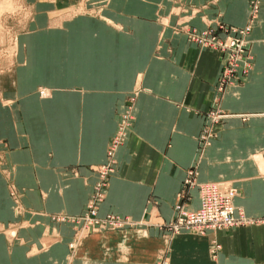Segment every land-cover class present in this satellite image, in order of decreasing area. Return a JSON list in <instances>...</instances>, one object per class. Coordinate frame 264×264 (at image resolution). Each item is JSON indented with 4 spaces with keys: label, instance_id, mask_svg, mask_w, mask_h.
I'll list each match as a JSON object with an SVG mask.
<instances>
[{
    "label": "crops",
    "instance_id": "0c3cea01",
    "mask_svg": "<svg viewBox=\"0 0 264 264\" xmlns=\"http://www.w3.org/2000/svg\"><path fill=\"white\" fill-rule=\"evenodd\" d=\"M25 3L35 12L18 37L17 66L4 73L13 86L0 83V264H264V0L248 35L252 66L222 94L227 54L175 27L245 28L250 0H108L99 16L76 12L61 23L53 15L86 0ZM128 103L98 214L132 224L71 250L75 224L52 215L86 211ZM216 180L237 187L235 204L251 221L169 229L176 204L198 209L199 184Z\"/></svg>",
    "mask_w": 264,
    "mask_h": 264
},
{
    "label": "rangeland",
    "instance_id": "374dc122",
    "mask_svg": "<svg viewBox=\"0 0 264 264\" xmlns=\"http://www.w3.org/2000/svg\"><path fill=\"white\" fill-rule=\"evenodd\" d=\"M93 0H86V3L74 7V9H69L67 11L59 12L53 15L54 21L64 22L65 20L74 17L75 13L78 14H94L99 16L101 11L99 6H106L108 0H101V2H92ZM261 0H250L251 8V20L250 25L245 28H234L226 26L222 23H218L216 27H208L204 31H197L196 29L188 28V26H176V32L186 33L188 40L191 43L198 45L200 48H213L220 50L227 55L225 56L222 69L220 71L217 90L219 94H222L226 87L236 81H242L243 77L247 75L249 69L252 66V53L250 47V41L248 35L251 32V24L258 17L260 12ZM34 9L32 10L26 3L25 0H0V83L6 86H13L8 80H12L13 77H4V73L10 72L14 69L17 63L16 52L18 37L24 34L29 26V21L33 18ZM76 14V15H78ZM73 15V16H72ZM55 16V17H54ZM228 42L234 43L233 50H227L224 48L225 44ZM233 53V54H232ZM3 81V82H2ZM138 89L135 90L133 95L138 94ZM41 96H49L50 89L47 87H40L39 92ZM133 98H130V101ZM130 104H127V108L123 111L122 125L114 138L111 140L107 152V161L95 166L98 173L99 180L94 188V191L87 203L86 211L83 214L77 216H70V214L56 213L52 215L54 221L59 222H73L75 224V233L73 239L69 242V247L71 250L76 248L80 242L86 238L88 235L99 232L104 229H120L126 225L132 224L131 221L120 222L117 219L118 216L114 214H109L107 217H100L98 214L99 204L103 201L106 187L108 184V179L111 174L115 172V152L119 144L123 141L125 137V128L128 126L130 120L132 119V109ZM218 112L221 121L224 117V112L220 109H213L209 112L210 117L212 114ZM209 130V127L207 128ZM205 132V131H204ZM102 180L103 183L99 184ZM98 184L100 186H98ZM237 188V187H236ZM11 194L16 202L15 211L17 214L23 212V206L21 203V193L12 184ZM238 195V189H237ZM236 195V196H237ZM235 202V200H234ZM177 205V204H176ZM236 205V204H235ZM186 206V205H185ZM237 207V206H236ZM238 208V207H237ZM93 215V216H92ZM176 215V211H175ZM110 217L114 218V222L110 220ZM116 218V219H115ZM174 219L168 222V228L173 230L170 226ZM243 225V224H241ZM240 226V225H238ZM236 227V226H234ZM232 228V227H230ZM223 229V228H222ZM188 231H196L195 229H184ZM182 231V230H175ZM209 231V230H208ZM207 232V231H205ZM200 233H204L203 231ZM10 235L14 236V232L10 231ZM70 256V254H69ZM163 261V264H167V261L162 257L156 264Z\"/></svg>",
    "mask_w": 264,
    "mask_h": 264
},
{
    "label": "built area",
    "instance_id": "2783aa9c",
    "mask_svg": "<svg viewBox=\"0 0 264 264\" xmlns=\"http://www.w3.org/2000/svg\"><path fill=\"white\" fill-rule=\"evenodd\" d=\"M224 48L233 50L234 43L228 42ZM219 119L220 115L218 112L212 114L214 122H217ZM203 138H207V136ZM100 183H103L102 180L99 181ZM186 183L194 184L193 178L189 176ZM99 184L98 186H100ZM199 189L201 204L198 209H188L184 203H178L175 206L176 215L173 218L174 221L170 223L174 231L195 229L205 232L208 230L230 228L251 221L242 210L236 207L234 200L237 195V188L230 181L216 180L203 182L199 184ZM117 219L119 223L127 221L120 217H117ZM110 220L113 221L114 218L110 217ZM158 264H163V261Z\"/></svg>",
    "mask_w": 264,
    "mask_h": 264
},
{
    "label": "bare ground",
    "instance_id": "6f19581e",
    "mask_svg": "<svg viewBox=\"0 0 264 264\" xmlns=\"http://www.w3.org/2000/svg\"><path fill=\"white\" fill-rule=\"evenodd\" d=\"M236 198V197H235ZM93 216V215H92Z\"/></svg>",
    "mask_w": 264,
    "mask_h": 264
}]
</instances>
